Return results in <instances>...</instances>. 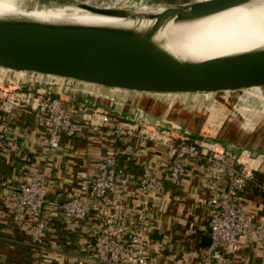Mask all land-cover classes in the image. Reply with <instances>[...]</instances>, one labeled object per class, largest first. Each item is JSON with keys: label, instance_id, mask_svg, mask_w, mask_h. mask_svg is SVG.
Listing matches in <instances>:
<instances>
[{"label": "crops", "instance_id": "crops-1", "mask_svg": "<svg viewBox=\"0 0 264 264\" xmlns=\"http://www.w3.org/2000/svg\"><path fill=\"white\" fill-rule=\"evenodd\" d=\"M84 89L85 93H80L53 86L50 92L60 94L75 110L92 105L110 109L109 96L94 95V91ZM129 103V109L118 115L120 125L127 122L136 109H141L159 120L164 119L167 126H180L196 134L190 110L187 108L188 112L184 113V106L171 103L163 107L154 101ZM74 117L80 119V112L76 111ZM47 137L46 131L35 128L33 115L18 117L14 112L0 109V179L7 182L0 188V264H58L61 261L101 264L93 256L81 223L67 219L62 204L71 197L86 196L102 155L115 152L125 160L124 145L115 135L91 132L81 137L64 135L58 147H52ZM130 151L128 155L135 164V175L149 167L153 177H167L171 157L165 146L151 139H136L130 144ZM259 161L257 172L264 175V155ZM34 171H41L47 177L44 217L55 228L48 235L45 250L34 240L31 218L17 211L12 188L27 180ZM209 178L208 165L191 161L188 174L178 188L165 182L163 191L144 193L130 185L111 195L112 201L131 208L143 222L149 244V264H201V253L211 244ZM256 191L251 187L243 194V205L256 221L264 222V197ZM179 194L184 201L175 199ZM17 216L19 218L15 219ZM213 264H264L263 251L260 245L241 238L236 246L223 250L222 257Z\"/></svg>", "mask_w": 264, "mask_h": 264}, {"label": "built area", "instance_id": "built-area-1", "mask_svg": "<svg viewBox=\"0 0 264 264\" xmlns=\"http://www.w3.org/2000/svg\"><path fill=\"white\" fill-rule=\"evenodd\" d=\"M31 74L35 75L36 81L30 85L41 83L39 77L45 76ZM62 80V84L60 82L55 86L85 93L86 84ZM22 84L29 85L28 82ZM22 86H16L12 91L0 87V109L14 112L18 117L22 114L33 115L35 128L46 131L52 147H58L64 135L81 137L91 132L102 136L115 135L124 145L126 163L130 161V144L136 139L159 142L167 148L171 157L167 177L162 179L153 177L149 167L135 175L128 170L127 164L121 165L120 155L107 152L99 158L86 196L71 197L62 204L65 217L81 223V230L89 239L93 256L101 264L150 263L143 222L131 208L122 202L112 201L111 195L130 185H135L144 193L163 191L165 182L178 188L188 174L191 161L210 168L207 184L211 207L208 222L211 244L202 251L201 264H213L222 257L223 250L233 248L241 238L260 245L264 258V222L256 221L255 216L244 208L242 198L251 187H255L264 197V181L258 182L255 177L263 154L253 156L249 149L234 154L218 140L209 142L205 140L207 136L202 134L193 136L188 131L180 133V126L158 129L139 121H127L120 125L117 111L124 110L120 107L122 103L114 98L108 97L110 109L92 105L75 110L60 94L50 92L53 83L43 89L35 87L23 90ZM76 111L80 112V119L74 117ZM47 183L43 172L34 171L27 180L12 186L16 209L21 215L31 218L34 240L42 250L46 249L48 235L55 230L49 219L44 217ZM5 185L7 182L0 179V188ZM175 199L184 201L181 194Z\"/></svg>", "mask_w": 264, "mask_h": 264}, {"label": "water", "instance_id": "water-1", "mask_svg": "<svg viewBox=\"0 0 264 264\" xmlns=\"http://www.w3.org/2000/svg\"><path fill=\"white\" fill-rule=\"evenodd\" d=\"M248 1L191 0L159 5L164 8L157 14L150 13L148 8L139 11L132 7L77 4L81 9L101 15L153 20L148 27L140 29L0 18V69L146 94L261 89L264 87V47L197 60L178 56L155 39L165 23L195 20ZM127 119L147 122L158 129L175 127L167 126L164 119L159 120L141 109H136ZM185 131L180 129V133ZM205 140L216 141L211 137ZM218 141L234 154L247 149ZM251 152L253 156L259 155L257 151Z\"/></svg>", "mask_w": 264, "mask_h": 264}, {"label": "rangeland", "instance_id": "rangeland-1", "mask_svg": "<svg viewBox=\"0 0 264 264\" xmlns=\"http://www.w3.org/2000/svg\"><path fill=\"white\" fill-rule=\"evenodd\" d=\"M33 6L44 5L54 12L57 7L76 5L86 2L99 7H144L184 3L188 0H30ZM53 6V7H52ZM31 73H18L0 69V87L13 90L22 83L35 80ZM41 83L22 86L23 90L62 84L63 80L52 76L39 77ZM94 95L98 93L121 102V109H129L131 102L150 104L155 102L166 106L176 103L186 107L182 111L191 113V125L196 134L215 138L223 142L235 143L239 147L251 148L264 154V87L261 89L239 90L231 92H216L210 94H146L124 90L107 89L94 85H86ZM4 89V90H5ZM8 94V93H7ZM100 98V97H98ZM105 98V97H104ZM110 100V99H109ZM154 103V104H155ZM176 106V105H175ZM188 108V109H187ZM176 113V112H175ZM238 142H234L233 140ZM233 141V142H232Z\"/></svg>", "mask_w": 264, "mask_h": 264}, {"label": "bare ground", "instance_id": "bare-ground-1", "mask_svg": "<svg viewBox=\"0 0 264 264\" xmlns=\"http://www.w3.org/2000/svg\"><path fill=\"white\" fill-rule=\"evenodd\" d=\"M30 0H0V18L31 19L51 23H81L140 29L153 20L101 15L76 5L57 7L54 12ZM53 7V6H52ZM137 8L145 11L144 7ZM164 6L148 8L160 13ZM155 39L172 53L185 58L205 59L264 47V0H249L217 13L183 22L165 23Z\"/></svg>", "mask_w": 264, "mask_h": 264}, {"label": "trees", "instance_id": "trees-1", "mask_svg": "<svg viewBox=\"0 0 264 264\" xmlns=\"http://www.w3.org/2000/svg\"><path fill=\"white\" fill-rule=\"evenodd\" d=\"M121 165H124V164H127V167H128V170H130V171H136V167H135V164L131 161H129V162H125V160H123V159H121ZM255 177H256V180L258 181V182H260V181H264V175H262V174H259L257 171L255 172ZM252 189L253 190H257L255 187H252ZM258 191V190H257ZM256 191V192H257Z\"/></svg>", "mask_w": 264, "mask_h": 264}]
</instances>
